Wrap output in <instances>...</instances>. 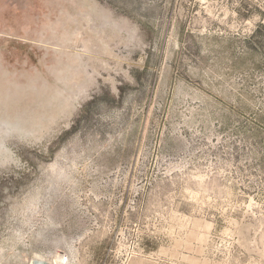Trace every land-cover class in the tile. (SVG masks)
I'll list each match as a JSON object with an SVG mask.
<instances>
[{
	"label": "rangeland",
	"instance_id": "obj_1",
	"mask_svg": "<svg viewBox=\"0 0 264 264\" xmlns=\"http://www.w3.org/2000/svg\"><path fill=\"white\" fill-rule=\"evenodd\" d=\"M0 264H264V0H0Z\"/></svg>",
	"mask_w": 264,
	"mask_h": 264
}]
</instances>
